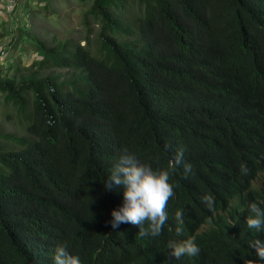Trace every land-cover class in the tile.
I'll use <instances>...</instances> for the list:
<instances>
[{
    "label": "trees",
    "instance_id": "trees-1",
    "mask_svg": "<svg viewBox=\"0 0 264 264\" xmlns=\"http://www.w3.org/2000/svg\"><path fill=\"white\" fill-rule=\"evenodd\" d=\"M52 1L38 0L43 12L54 13ZM75 1L83 45L47 44L23 23L5 47L0 99L19 129L0 130V264H54L61 245L81 264L255 260L249 243L264 241V231L246 218L251 203L264 209V182L253 185L264 169V0ZM20 40L32 49L24 67L8 56ZM178 149L193 166L187 177L169 169ZM125 150L170 171L174 194L159 237L109 223L123 188L103 183ZM188 237L199 255L173 257L167 242Z\"/></svg>",
    "mask_w": 264,
    "mask_h": 264
},
{
    "label": "clouds",
    "instance_id": "clouds-1",
    "mask_svg": "<svg viewBox=\"0 0 264 264\" xmlns=\"http://www.w3.org/2000/svg\"><path fill=\"white\" fill-rule=\"evenodd\" d=\"M168 150L170 151V148ZM181 167L185 177L193 172L192 164L185 161L184 151L178 149L170 157L169 169L175 171ZM169 169L154 170L151 165L142 163L136 155L125 150L103 183L106 191H115L117 187L123 188V206L111 212L112 219L109 223L113 229L118 228L121 223H130L139 226L141 236L155 238L162 235L164 225L168 221L166 208L174 194L169 183ZM241 171L246 173L247 166H242ZM202 202L209 212L214 213L215 201L211 195H205ZM249 211L251 215L246 218L247 227L257 233L264 231V209L253 202ZM175 219L178 225L175 232L179 237L183 232L180 227L184 222L183 209L176 211ZM166 247L170 254L178 259L183 256L195 257L200 253L195 237L170 239ZM249 248L254 252L256 259L243 258V264H264V241L254 239L250 241ZM53 260L54 264H81L79 256L71 255L63 245L55 249Z\"/></svg>",
    "mask_w": 264,
    "mask_h": 264
},
{
    "label": "rangeland",
    "instance_id": "rangeland-1",
    "mask_svg": "<svg viewBox=\"0 0 264 264\" xmlns=\"http://www.w3.org/2000/svg\"><path fill=\"white\" fill-rule=\"evenodd\" d=\"M11 6L13 7L12 12L15 16L25 17L26 11L35 10L36 12H43L44 3L38 2V0H11ZM51 9L54 13L51 14L50 11L43 12L41 16H31L25 17L27 21L25 30L38 38L39 40L52 44L58 41L71 40L73 43L79 42L83 45L84 32L82 26V14L83 7L79 6L75 0H58L49 3ZM4 11L6 12L5 8ZM23 12V14H22ZM26 12V13H25ZM21 13V15L19 14ZM21 18V20H22ZM11 21V20H9ZM24 21L20 23L16 22L18 28H22ZM15 24V26H17ZM24 31V33H27ZM13 36L12 32H8L0 35V48L7 47ZM27 40H20L21 47L18 50L10 49V54L8 55L11 59L12 66L24 67L29 61V56L31 55V48L27 45ZM90 46L95 51V35H92L89 39ZM9 62V61H8ZM7 66L4 58H0V65ZM50 71H45L44 74H48ZM62 75L63 72L55 71ZM1 73L5 74V70ZM2 74V75H3ZM12 116V118H7V115ZM17 112L13 109L12 105L3 104L0 99V130L2 133H18L19 126L16 125ZM264 182V169L259 172L257 179L253 182L254 186H259ZM203 228H207V224H204Z\"/></svg>",
    "mask_w": 264,
    "mask_h": 264
},
{
    "label": "crops",
    "instance_id": "crops-1",
    "mask_svg": "<svg viewBox=\"0 0 264 264\" xmlns=\"http://www.w3.org/2000/svg\"><path fill=\"white\" fill-rule=\"evenodd\" d=\"M10 1L11 0H0V35L2 34L6 35L7 31L12 32V30H14V28L16 27L15 26L16 22L20 23L21 21L25 20V17L23 18L21 16L15 17L16 13L14 14V12L4 11V8L6 9V5L9 4ZM19 14L21 15V13Z\"/></svg>",
    "mask_w": 264,
    "mask_h": 264
},
{
    "label": "built area",
    "instance_id": "built-area-1",
    "mask_svg": "<svg viewBox=\"0 0 264 264\" xmlns=\"http://www.w3.org/2000/svg\"><path fill=\"white\" fill-rule=\"evenodd\" d=\"M11 2L12 1H10V3L6 5V9L5 10L7 12H12L13 7L11 6ZM24 22L27 23L26 20H24ZM5 56H6L5 47H1L0 48V58H4Z\"/></svg>",
    "mask_w": 264,
    "mask_h": 264
}]
</instances>
